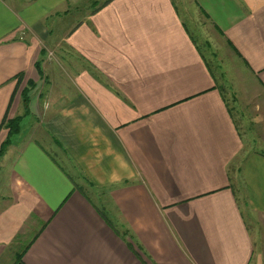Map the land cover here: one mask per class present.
Wrapping results in <instances>:
<instances>
[{
	"label": "crops",
	"instance_id": "obj_1",
	"mask_svg": "<svg viewBox=\"0 0 264 264\" xmlns=\"http://www.w3.org/2000/svg\"><path fill=\"white\" fill-rule=\"evenodd\" d=\"M93 1L0 0V264H264L233 188L264 226V152L203 51L264 124V0Z\"/></svg>",
	"mask_w": 264,
	"mask_h": 264
},
{
	"label": "rangeland",
	"instance_id": "obj_2",
	"mask_svg": "<svg viewBox=\"0 0 264 264\" xmlns=\"http://www.w3.org/2000/svg\"><path fill=\"white\" fill-rule=\"evenodd\" d=\"M90 2L92 3V6L95 5L93 0H90ZM186 24L188 25L190 31L194 34L198 43H200L201 39L199 38V33H196V29L194 26H192V22L190 23L188 20L186 21ZM203 51L205 52L206 59L208 60L209 65L213 70L215 77L217 78L219 88L227 100L233 121L241 135L243 134L242 139L243 142H245L244 150L264 152V124L261 123V118H258L259 106L255 104V102L259 103L257 100L259 96L254 83L249 77V74L245 71L235 72L234 68L238 67L237 57L235 59V57H233L230 52H225L223 49L218 50L220 51L219 57H212V59L207 49ZM241 83L244 85V87H240ZM246 117L248 119H246ZM230 167H232V169L236 168V160L233 161ZM229 171L232 174V170L229 169ZM82 188L87 190L88 188H91V186L87 184V182H84ZM233 188L235 190L239 205L243 210L245 220L247 221L251 232L255 236V246L258 254V252L261 250V243L264 244V226L261 225L256 216L250 215L244 208V206H246V200L243 184L238 182L237 184L233 185ZM92 189H94V192L99 193V196L100 194L106 192L105 190L101 189Z\"/></svg>",
	"mask_w": 264,
	"mask_h": 264
},
{
	"label": "trees",
	"instance_id": "obj_3",
	"mask_svg": "<svg viewBox=\"0 0 264 264\" xmlns=\"http://www.w3.org/2000/svg\"><path fill=\"white\" fill-rule=\"evenodd\" d=\"M36 68L39 71V73H41L40 65L38 63L36 64ZM30 85H32V84H30ZM27 94H28V89L23 90L22 94H21L22 103H23V107L25 109V113L27 112V103H28ZM19 121H20V117H17L15 119L7 122L6 126H7V128H9V135L14 134L18 131ZM0 153L2 154V151ZM20 259H21V257H19V260Z\"/></svg>",
	"mask_w": 264,
	"mask_h": 264
}]
</instances>
